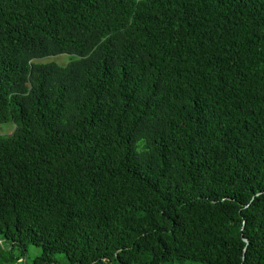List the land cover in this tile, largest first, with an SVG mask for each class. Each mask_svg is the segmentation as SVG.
Wrapping results in <instances>:
<instances>
[{
	"label": "trees",
	"instance_id": "16d2710c",
	"mask_svg": "<svg viewBox=\"0 0 264 264\" xmlns=\"http://www.w3.org/2000/svg\"><path fill=\"white\" fill-rule=\"evenodd\" d=\"M8 123L32 264H264V0H0Z\"/></svg>",
	"mask_w": 264,
	"mask_h": 264
},
{
	"label": "rangeland",
	"instance_id": "374dc122",
	"mask_svg": "<svg viewBox=\"0 0 264 264\" xmlns=\"http://www.w3.org/2000/svg\"><path fill=\"white\" fill-rule=\"evenodd\" d=\"M46 61L57 62L58 64L65 66L71 60L69 56L63 55ZM15 129H16V125L13 123L0 124V137L9 136L13 134ZM41 253H42L41 248L30 245L28 247L27 254L22 256L18 248H15V250L12 251L11 246L5 243V241L0 238V264H32V262L36 258L41 256ZM57 259L61 264H65L66 262L63 255H58ZM184 264H202V263L186 262Z\"/></svg>",
	"mask_w": 264,
	"mask_h": 264
},
{
	"label": "water",
	"instance_id": "95a60500",
	"mask_svg": "<svg viewBox=\"0 0 264 264\" xmlns=\"http://www.w3.org/2000/svg\"><path fill=\"white\" fill-rule=\"evenodd\" d=\"M246 242L248 243V241L246 240Z\"/></svg>",
	"mask_w": 264,
	"mask_h": 264
}]
</instances>
